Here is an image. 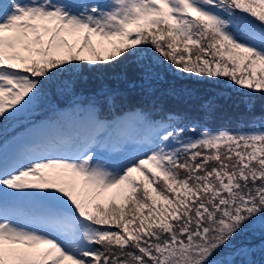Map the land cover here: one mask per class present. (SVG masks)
Instances as JSON below:
<instances>
[{
	"label": "snow or ice",
	"instance_id": "snow-or-ice-1",
	"mask_svg": "<svg viewBox=\"0 0 264 264\" xmlns=\"http://www.w3.org/2000/svg\"><path fill=\"white\" fill-rule=\"evenodd\" d=\"M122 61L140 104L77 90L85 65ZM165 62L264 94V0H0V264H258L264 113L248 96L235 129H214L216 96L165 107Z\"/></svg>",
	"mask_w": 264,
	"mask_h": 264
},
{
	"label": "trees",
	"instance_id": "trees-1",
	"mask_svg": "<svg viewBox=\"0 0 264 264\" xmlns=\"http://www.w3.org/2000/svg\"><path fill=\"white\" fill-rule=\"evenodd\" d=\"M149 48H151V46H149ZM165 69L166 71L163 73L164 81L162 84L157 85L156 93L158 100L165 107L195 112L201 99L216 96L219 106L212 113L208 122L214 125L226 127H230L234 122H236L239 119V116L246 117L249 114L248 109L243 103V99L245 97L250 96L253 98L254 105L252 107V111L262 108V112L264 113V94L252 95L251 92H245L246 90H243L242 88H233L231 84L228 83V78H209L207 76L201 78L195 75L177 72L175 69L171 68L167 62H165ZM94 76L99 80L93 82ZM65 79H67V77H65ZM73 79L75 78L73 77ZM93 84L106 85L108 89L123 91H128L129 88L132 87L130 85L134 84L140 88L141 92L137 99L142 102L144 98L139 81V72L136 67L128 61H122L120 64H117L113 67L102 68L98 70L89 69L85 65L81 71L80 77L77 78V90L79 92L81 90L88 91L90 90V87L94 86ZM170 87L181 93L185 91L191 93L193 99L185 103L182 99H177L171 95H168L167 90ZM55 102V105H57L58 101L55 98L50 104L47 101L42 102L43 106L38 109V112L40 113L41 110L49 111L53 109L54 106L51 104H54ZM10 122L11 121L5 122L4 138L13 132V129L9 127ZM235 128L236 127L230 129ZM248 238L249 234L244 233L241 234L239 240L246 241ZM252 239L254 243H258V237H252ZM253 259L257 261L258 264H264V254L260 253L259 251L253 255Z\"/></svg>",
	"mask_w": 264,
	"mask_h": 264
},
{
	"label": "rangeland",
	"instance_id": "rangeland-1",
	"mask_svg": "<svg viewBox=\"0 0 264 264\" xmlns=\"http://www.w3.org/2000/svg\"><path fill=\"white\" fill-rule=\"evenodd\" d=\"M228 83L231 84V86L233 88L237 87V88H241L239 86H236L234 83H232L230 80H228ZM243 89V88H242ZM243 90H246L245 92H251L252 95H257V94H261L260 92H252L251 90H247V89H243Z\"/></svg>",
	"mask_w": 264,
	"mask_h": 264
}]
</instances>
